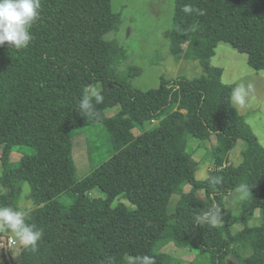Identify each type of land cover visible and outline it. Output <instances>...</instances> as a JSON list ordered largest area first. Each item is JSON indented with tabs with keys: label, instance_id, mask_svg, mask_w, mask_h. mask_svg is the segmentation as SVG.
Segmentation results:
<instances>
[{
	"label": "trees",
	"instance_id": "trees-1",
	"mask_svg": "<svg viewBox=\"0 0 264 264\" xmlns=\"http://www.w3.org/2000/svg\"><path fill=\"white\" fill-rule=\"evenodd\" d=\"M41 5L29 46H0V205L21 208L20 185L29 182L34 207L28 222L44 230L38 251L22 248L14 264H138L145 255L155 264H182L165 252L169 244L203 255L209 264H226L229 254L236 256L234 264H264V146L233 104L236 85L224 82L223 67L212 63L225 41L247 54L252 68L264 70V0H175L170 50L177 61L198 60L203 72L161 75L149 89L133 84L137 66L120 67L129 49L107 37L123 21L111 0ZM96 82L104 100H93L98 116L87 120L79 102ZM117 105L118 112L106 115ZM147 121L156 123L146 128ZM94 123L109 134L113 153L80 177L75 129ZM190 136L217 140L213 169L204 179L196 177ZM240 139L242 159L235 164L231 152ZM17 144L36 151L13 162ZM215 177L221 182L210 185ZM242 184L249 195L238 212L228 210V195ZM97 186L104 197L90 194ZM64 192L73 195L67 207L59 199ZM174 194L180 197L172 203ZM120 195L134 206L113 205ZM213 203L223 209L220 222L194 225V214ZM253 219L259 222L250 224ZM236 224L242 228L233 232Z\"/></svg>",
	"mask_w": 264,
	"mask_h": 264
},
{
	"label": "rangeland",
	"instance_id": "rangeland-1",
	"mask_svg": "<svg viewBox=\"0 0 264 264\" xmlns=\"http://www.w3.org/2000/svg\"><path fill=\"white\" fill-rule=\"evenodd\" d=\"M112 7L116 12H122V23L119 29L107 34L112 40H118L130 51V57L126 63H121L124 68L127 64L137 66L140 70L139 75L133 79V84L142 89L157 87L160 83V76L166 77L185 76L187 78L196 77L202 74V65L198 60H180L177 61L170 50V33L174 23L175 0H111ZM216 53L212 58V63L222 66L224 69L222 79L226 83H234L237 86L251 84L252 91L247 98L246 104L241 106L233 102L236 108L242 113L253 131L258 136L259 141L264 146V70H255L247 59V54L238 51L230 43L221 41L216 47ZM102 88L101 82L93 83L86 89L89 95L91 90L96 91ZM233 101V100H232ZM120 105L110 107L105 110L106 115L111 116L118 112ZM156 121H147L146 128L151 127ZM135 134H139L138 128L134 129ZM189 149H194V157L199 161L196 170V177L204 179L208 176L212 166L211 155L213 144L217 143L216 137L210 141H203L199 138L189 137ZM91 141V144L89 143ZM93 145V149L91 148ZM112 143L109 134L104 130L100 123L89 124L75 129L73 138V153L77 166V172L80 177L89 173L93 168L99 166L107 160L113 153ZM244 141L240 139L231 152L232 161L235 164L240 163L242 156L241 150ZM90 150L92 154L90 155ZM36 148L25 144H17L11 154V160L18 162L24 154H34ZM1 154V150H0ZM92 158V159H90ZM2 162L0 160V170ZM0 186V190H1ZM191 185L185 187L189 191ZM94 197H104L105 191L97 186L90 191ZM200 197H205L204 191H199ZM180 195L172 196V203L178 201ZM61 202L67 207L73 201V195L62 193L59 196ZM244 199V198H243ZM241 194L236 189L227 197V209L238 212L243 200ZM124 202L133 207L134 204L124 196H118L113 205ZM21 208L30 209L34 207L32 200L26 198L20 199ZM173 207V205H171ZM259 215V210L256 211ZM257 219L250 221V224L258 223ZM242 228V225L236 224L232 227L233 232ZM3 245V244H2ZM3 246H0V264H7L3 258ZM22 247L17 243L10 246V254L15 259H19ZM165 252L172 254L182 264H209V259L203 255L187 250L186 248H177L175 244H169L164 248ZM161 251V250H160ZM197 257V258H196ZM8 259V258H7ZM196 259V260H195ZM195 261V262H194ZM237 258L233 254L226 257V264H234Z\"/></svg>",
	"mask_w": 264,
	"mask_h": 264
},
{
	"label": "clouds",
	"instance_id": "clouds-1",
	"mask_svg": "<svg viewBox=\"0 0 264 264\" xmlns=\"http://www.w3.org/2000/svg\"><path fill=\"white\" fill-rule=\"evenodd\" d=\"M41 0H0V46L5 42L17 50L27 48L33 39L30 29L38 20L41 9ZM185 12L191 13V6H185ZM252 85L240 84L232 90L231 98L238 105H245ZM100 104L104 96L91 90L87 96H82L79 102V110L86 115L87 120L97 118L98 113L95 104ZM220 178H210V185L219 184ZM32 186L25 181L20 185L19 195L23 201L32 195ZM236 191L241 194V198L249 195L250 189L247 185H240ZM30 209L14 208L12 206L0 205V235L7 236V244L17 243L33 253L38 251L39 242L44 235L43 228L29 223ZM223 214V209L215 203L211 204L207 210L198 211L193 216L194 225H217ZM0 246H3L0 244ZM138 264H155V260L147 255L138 258Z\"/></svg>",
	"mask_w": 264,
	"mask_h": 264
},
{
	"label": "water",
	"instance_id": "water-1",
	"mask_svg": "<svg viewBox=\"0 0 264 264\" xmlns=\"http://www.w3.org/2000/svg\"><path fill=\"white\" fill-rule=\"evenodd\" d=\"M0 244H3L4 245V250L7 254V258H8V261H9V264H14V261H13V258L10 254V250H9V244H7V236L6 235H3L0 237Z\"/></svg>",
	"mask_w": 264,
	"mask_h": 264
},
{
	"label": "built area",
	"instance_id": "built-area-1",
	"mask_svg": "<svg viewBox=\"0 0 264 264\" xmlns=\"http://www.w3.org/2000/svg\"><path fill=\"white\" fill-rule=\"evenodd\" d=\"M10 246H13V245H12L11 243H9V247H10Z\"/></svg>",
	"mask_w": 264,
	"mask_h": 264
},
{
	"label": "crops",
	"instance_id": "crops-1",
	"mask_svg": "<svg viewBox=\"0 0 264 264\" xmlns=\"http://www.w3.org/2000/svg\"><path fill=\"white\" fill-rule=\"evenodd\" d=\"M14 258V257H13ZM14 260H16L15 258H14Z\"/></svg>",
	"mask_w": 264,
	"mask_h": 264
}]
</instances>
